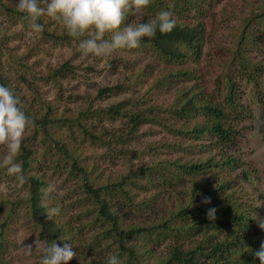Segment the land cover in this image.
<instances>
[{
  "label": "rangeland",
  "instance_id": "374dc122",
  "mask_svg": "<svg viewBox=\"0 0 264 264\" xmlns=\"http://www.w3.org/2000/svg\"><path fill=\"white\" fill-rule=\"evenodd\" d=\"M1 1L10 9L18 10L15 6L18 0ZM207 2L209 4L203 5L202 15H195L204 26L202 54L199 59H189L180 66L166 63L149 44L119 49L103 58L84 57L78 50L77 39H53L44 31L33 33L25 15L0 6V63L23 106L29 105L38 116L51 107L54 116L63 120L82 113V122L96 134H103L101 140L90 139L70 121L51 124L49 138L41 130L35 135L32 126L24 133L23 139L35 158L31 171L46 181L41 203L46 212L58 208L59 214L55 218L64 225L54 241L60 246L71 243L72 250L77 252L68 264H106L107 257L118 250L112 231H108L109 237L94 240L110 225L97 213L95 202L85 198L79 177L71 173V165L62 155L61 144L82 156L89 175L98 185L116 182L130 174L131 181H125L124 188L129 191L133 204L117 190L107 195L112 198L111 208L121 216L119 222L123 227L165 219L177 206L185 204L193 208L187 220H199L209 209H197L203 192L222 181L228 183L226 192L231 193L228 203L235 199L240 207L264 204V73L259 86L251 79L232 75L240 89L238 100L244 105V116L231 121L236 133L235 141L228 147L216 146L213 142L216 138L209 133L191 137L181 132L204 124L203 116L184 118L170 112L172 106L184 102L188 90L190 94L204 91L222 98L224 74L229 70L236 49L239 26L245 18L259 14L264 5V0ZM131 14L126 16L121 27L136 24L146 12L142 8ZM259 16L252 19L250 29V34L258 38L253 39L255 43H247L244 55L252 63L264 64V16ZM39 22L45 23L47 32H54L59 38L67 34L61 24L46 15L41 16ZM110 35L106 34L105 38ZM66 62L71 66L68 71L50 77L55 68ZM177 69L189 70L190 76L172 77L171 73ZM115 84H123L124 89L99 94L102 88ZM122 100H130L133 104L127 107L144 112L151 119L131 129L132 122L127 116L101 113L104 108ZM5 151L0 145V159ZM225 155L241 160L240 166L234 170L210 166L208 173L192 174L173 165V162L208 158L221 160ZM144 167L151 169L149 178L153 183L140 173ZM163 176L167 177L165 181ZM200 180L205 183L198 190L194 189V183ZM50 186L52 190H49ZM27 187L25 183L19 185L0 168V201H7L0 206V221L8 220L5 236L9 243L3 254L5 264H37L39 255L33 252L31 256H25L22 242L47 243L40 236V228L32 220L24 201L28 195ZM174 219V223L180 221V218ZM137 236H128L138 251L132 264H160L170 244L175 242L174 238L163 234ZM199 238L196 231L194 236L184 239L181 247H189ZM178 239L183 238L178 236ZM258 239H264V233L248 234V241ZM109 242L114 244L107 246ZM92 244L94 248L90 247ZM118 258L124 264L127 255L123 253Z\"/></svg>",
  "mask_w": 264,
  "mask_h": 264
},
{
  "label": "trees",
  "instance_id": "16d2710c",
  "mask_svg": "<svg viewBox=\"0 0 264 264\" xmlns=\"http://www.w3.org/2000/svg\"><path fill=\"white\" fill-rule=\"evenodd\" d=\"M204 4H209V2H207V0H150L149 5L143 8L146 15L138 19L136 24L147 22L161 10H169L173 13L175 27L169 33L161 34L157 31L154 38H143L140 45L149 44L161 59L165 60L166 63L172 64V66H180L189 59H199L204 44V26L201 19L195 17V15H202L204 12ZM0 6L6 10L8 9V11L19 13L22 16L25 15L19 10L10 9L1 0ZM131 13H127L126 16L132 15ZM259 14L260 16H264V5ZM259 14L245 18L243 21L244 24L242 23L243 26H239V37L236 41V49L231 57L229 70L224 74L225 85L222 98H216L213 96V93H205L204 91H196L190 94L188 90L185 92L188 93V97L184 98V102L180 106L174 105L170 108V112L184 118H193L195 116L204 117L206 121L204 124L181 131L185 133V135L196 137L209 133L210 135H214L216 139L213 142L220 148L228 147L235 141L236 128L231 124V121L244 116V110L242 109L244 105L238 100L240 89L233 80L232 75L234 74L245 79H251L259 86L261 74L264 73V64L252 63L247 59V56L244 55L247 43L250 41L255 43L253 39L258 38L250 34V29L252 26V19ZM191 16H193V18ZM190 18H192V20ZM39 23L44 25V33H47L49 37L53 39L70 38L67 34L59 38L54 32H47L45 23ZM70 67L71 66L67 62L63 63L54 69L50 77L63 75ZM181 75L189 77L190 71L187 69H177L171 73L172 77ZM0 84L13 89L17 95L14 87L10 84L9 77L2 71L1 63ZM122 87L124 89L123 84L106 86L99 91V94L105 95L109 92L117 93L122 91ZM259 97H261V93ZM182 98L183 97L180 99ZM131 104L133 103L130 100H122L104 108L101 113L127 116L132 122L131 129L134 127L136 128L139 123L151 119L148 118L144 112L133 111L131 108L127 107V105ZM21 106L25 113L34 121V126L32 127L35 135L41 130L44 135L49 138L51 132L48 127H50L51 124L58 122L62 124L70 121L77 125L82 133L90 139L98 141L103 137V134H96L94 131L90 130L89 126H86L82 122V113H79L73 119L63 120L60 117L54 116L51 107H47L45 112L41 116H38V114L32 112L33 110L29 108V105L28 107H24L22 103ZM169 125L172 126L171 123H169ZM24 140L25 139L22 141L21 149L17 156L18 162H21L23 165V174L26 178L25 184L28 186V195L24 201L27 202V206L30 209L32 220L37 227L40 228V236L49 244L60 235L64 225L55 218V216H53L52 219H48L47 217L48 212H46L45 206L41 203L42 195L45 193L43 191V186L46 181L43 176L31 171L35 158L27 145V141ZM60 146V150L63 151V157H66V161L71 165V173L74 172L75 176L79 177L80 187L85 194V198H91L95 202L97 213L100 217L108 221L110 225V228L98 233L94 240L96 241L103 236L109 237L110 234L108 231H112L116 239V249L118 250L116 253H112V255L120 256L125 253L127 255V260L124 264H132L138 252L135 243H130L128 236L132 235V237H136V235H138L144 238L145 235L151 233L156 235L163 234L169 236V238L175 239L174 244H170L169 251L160 264H260L259 259L253 256V252L259 250L260 243L264 241V239L248 241L247 237L249 233H264V229L259 227V224L264 222V204L262 206L248 205L246 207H240L235 199L228 203L227 200L231 198V193L226 192L228 186L227 182H218L212 188H207L203 192L201 204L197 207V209L203 211L206 207H214L216 209L214 220H209L207 215L201 217L199 220H187L189 219L188 214L193 211V208L190 207V204H185L177 206L176 210L174 209L171 215L165 219L149 222L147 224H134L123 227L119 222L121 216L111 208L110 201L112 198H107V195L108 193L114 194L117 190L129 204H133V200L129 196V191L124 188L125 181H131L130 174L124 175L116 182H107L103 185H98L89 175L82 156L80 157L76 150H70L64 144ZM240 164L241 160L233 155H225L221 160L208 158L204 161L173 162V165L178 167L181 171H188L192 174L208 173V171H210V166H226L234 170L237 169ZM140 173L148 177V182L153 183L149 178L151 175V169L149 167L141 168ZM166 178L165 176L162 177L164 181ZM204 183L205 182L202 180L195 182L193 188L198 190ZM140 185L142 186V184ZM206 197L210 198L211 204L203 202ZM6 202L7 201H0V206ZM194 203L195 201L192 205H194ZM174 217L180 218V221L174 223V220H176ZM7 223V218L0 221V264H5L3 254L7 250L9 243L5 236ZM212 230L216 231L211 232ZM196 231H198L200 238L192 241V245L189 247H181V243L184 239L189 236H194ZM178 236L183 239H178ZM157 237L158 236H156V238ZM110 244L114 243L109 242L107 246ZM90 247L94 248L93 244Z\"/></svg>",
  "mask_w": 264,
  "mask_h": 264
},
{
  "label": "clouds",
  "instance_id": "9594fccd",
  "mask_svg": "<svg viewBox=\"0 0 264 264\" xmlns=\"http://www.w3.org/2000/svg\"><path fill=\"white\" fill-rule=\"evenodd\" d=\"M150 0H18L16 8L25 14L33 33H42L44 25L38 23L41 16H48L63 26L68 36L77 39L78 50L84 57L94 55L107 57L119 49H134L140 46L143 38H154L157 31L161 34L171 32L175 27L173 13L161 10L147 22L127 24L123 27L127 13L136 12L148 6ZM111 34L108 38L106 34ZM83 37V38H82ZM22 101L14 90L0 84V145L6 149L0 159V168L16 179L19 185L26 182L23 165L17 156L21 149L24 133L34 121L22 108ZM52 190L51 186L50 189ZM204 203H210L205 198ZM215 208L207 210V218L215 219ZM59 214L58 208L47 213L48 219ZM264 229V222L259 224ZM23 253L31 256L36 252L38 264H67L77 252L71 243L62 246L55 241L41 244L34 240L31 244L22 242ZM260 264H264V241L259 250L253 252ZM106 264H121L117 255L107 257Z\"/></svg>",
  "mask_w": 264,
  "mask_h": 264
}]
</instances>
